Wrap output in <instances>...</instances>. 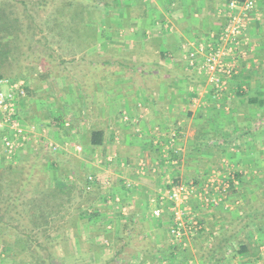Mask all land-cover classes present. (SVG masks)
<instances>
[{"label":"crops","instance_id":"1","mask_svg":"<svg viewBox=\"0 0 264 264\" xmlns=\"http://www.w3.org/2000/svg\"><path fill=\"white\" fill-rule=\"evenodd\" d=\"M228 1L122 0L114 11V33L119 27L121 33L132 30L129 44L152 49L153 57L137 58L134 64L124 56L84 57L87 70L78 73L83 84L74 85V91L82 92L66 95L64 87L54 86L37 92L46 114H71L73 137L98 125L103 131L101 146L87 142L90 154L77 155V162L96 178L91 183L95 192L84 203L92 211L84 214L85 220L67 217L53 258L73 260L70 264H264V225L251 229L244 248L218 250L228 241L227 226L236 220L222 213L234 214L242 206L253 214L264 206V120H252V109L247 112L242 98L264 95V0L256 1L243 31L247 59H240L219 99L212 98L205 78L186 67L183 58L187 43L206 41L221 30ZM27 97L19 100L20 120L43 156L44 148L50 149L49 135L60 126L48 116L40 118L43 110L29 106ZM74 110L83 113L82 122L77 123ZM4 131L0 128V136ZM172 133L176 138L169 144ZM57 160L51 159V166ZM213 174L236 179L224 197L211 189L204 199H190L203 229L183 246L170 235L169 182L194 179L200 184ZM88 183L81 184L83 190L88 191ZM160 205L164 210L156 217L152 211ZM211 246L223 256L218 262L210 257Z\"/></svg>","mask_w":264,"mask_h":264},{"label":"rangeland","instance_id":"2","mask_svg":"<svg viewBox=\"0 0 264 264\" xmlns=\"http://www.w3.org/2000/svg\"><path fill=\"white\" fill-rule=\"evenodd\" d=\"M106 1L109 3L107 6L103 5L104 2L98 0L83 4L76 1L73 3L74 6L62 9L59 6L60 1L54 6L51 4L39 7L36 0H27L25 4L21 0H0V6L19 21L17 30L12 29V34H5L0 39V42L5 44L10 51L0 66L1 78L20 79L24 82L25 87L27 86L29 89L26 93L29 106H32L30 103H33L38 109L43 110L40 113V118L46 117L48 119V116L53 119L52 122L57 121L58 117L63 120L66 118L63 127L57 129L54 126L56 129H53V136H51L52 134L49 135L51 139L49 142L50 149L44 148L45 154L43 156L32 147L33 144L31 143H35V139L34 141L31 140L33 137L29 135L18 145L11 157L0 155V176L5 177L6 183L3 188L5 191L12 185L9 183L10 179L15 182V176L18 177L27 173L29 167L34 163L35 167L30 180L32 184L27 186L24 191L26 203L32 201L27 197L33 196L32 190L36 189V191H44L49 196L46 201L53 206L51 215L47 217L48 225L46 227L41 226L39 230L37 229L32 233L34 243L29 246L30 249L22 250L20 246L12 245L8 251H1L0 246V264H46L47 262L41 261L42 256L45 254L44 250L37 249L31 254L30 251L33 247L42 243L46 244L45 241L51 240L53 242L51 244L52 250L55 239L57 236L60 237L61 232L64 231L62 228L69 224L66 222L67 217H69V220L75 219L78 221L82 220L84 214L87 215L92 211L90 210L91 206H86L84 203L95 192L93 189L94 184L93 186L90 185L88 191L82 190L84 186H81L91 174L88 173L89 170L86 171L82 167L81 163L77 162L79 159L77 155L81 154L82 156L86 152L90 154L85 146L88 142L86 133L88 129L85 128L86 132L82 130L77 137H73V129L69 128L70 121H72L69 117L70 113L62 111L53 113L51 111L46 114L47 108L41 106L42 102L38 100L41 98V94L37 92L51 86H54L55 89L64 87L66 95L82 92L81 90L74 91V85L83 84V77L78 73L83 75V72L87 70L84 67V57L85 59L89 56L98 59L100 55L106 54L113 55L112 58L115 59L116 56H124L129 58L128 63L132 64L137 62V58L153 57L152 49L141 50V48H133L129 44L132 37L129 31L132 32V30L123 29L121 33L119 27L118 32L114 33L113 29L118 26L116 24L118 23L116 21L118 17L114 16V11L120 9L123 2L122 0ZM254 1L255 3L258 2V0ZM125 9H129V7H125ZM127 26L129 28V25ZM150 32H145V35H148L147 33L151 34ZM159 53L157 52L156 55L158 56ZM242 53H244V49L241 44L240 51L235 56V71H237V66L239 67L240 59H247L246 54ZM197 78L199 80V77ZM3 88L6 90L7 85L4 84ZM79 88L81 87L79 86ZM208 88L209 90L212 88L209 83L207 84ZM219 93L212 98L219 99L222 96ZM219 104L220 102L216 103L218 106ZM71 108L73 109V106ZM31 109L34 116L38 118L35 115L37 114L36 110ZM76 111L74 110L71 113L75 115L77 123H80L83 121V113ZM251 113L253 115L257 114L254 108ZM77 123L76 125H79ZM44 124L41 120V125ZM54 124L58 125V122ZM80 126L82 125L80 124ZM95 127L97 128L99 125ZM113 129L116 130V127ZM73 148L74 151L81 148V152L75 153ZM110 148L111 151L114 150L112 145H110ZM0 152H2L1 136ZM70 153L72 155L75 153L74 158L70 156ZM58 155L59 157H57ZM54 157L58 160L55 165L51 166L49 161ZM95 180L96 178L94 182ZM44 201L45 199L43 203ZM27 213H24L21 231H27L26 227H30L29 219L31 216H28ZM222 214L225 217L226 213ZM16 223H19V220L18 222L15 221ZM196 241L195 251L197 250L196 254L199 255V237ZM51 250H48V252ZM51 261V264L73 263V260L67 261V258L62 257L51 258Z\"/></svg>","mask_w":264,"mask_h":264},{"label":"built area","instance_id":"3","mask_svg":"<svg viewBox=\"0 0 264 264\" xmlns=\"http://www.w3.org/2000/svg\"><path fill=\"white\" fill-rule=\"evenodd\" d=\"M254 7V0H229L227 20L221 30L211 33L206 41L196 39L187 43L188 48L183 57L186 67L206 79L212 87L213 96L226 88L227 79L235 73V56L240 51L247 18ZM4 84L7 85L6 90L3 88ZM24 96L26 89L23 81L0 78V128L5 130L1 135L0 155L3 157H11L18 145L27 138L26 128L22 125L19 115V100ZM172 134L169 144L176 138V134ZM172 162L176 163V160ZM94 179L92 175L88 176L87 189ZM235 179L231 175L218 178L213 174L200 184L194 179L187 182L170 181L167 190L169 203L166 208L172 219L169 228L171 237L185 246L189 238L203 229L201 220L189 202L190 199H204L203 196L210 194L211 189L224 197L230 188V180L234 182ZM163 210L160 205L152 214L160 216Z\"/></svg>","mask_w":264,"mask_h":264},{"label":"trees","instance_id":"4","mask_svg":"<svg viewBox=\"0 0 264 264\" xmlns=\"http://www.w3.org/2000/svg\"><path fill=\"white\" fill-rule=\"evenodd\" d=\"M37 5L39 7L57 4L60 1L59 6L60 8H66L70 6H74L73 3L76 1H79L80 4H83L85 2H92V0H36ZM95 1V0H93ZM99 2H104L103 5L107 6L109 3L108 1L104 0H98ZM242 1V0H241ZM25 4L27 0H21ZM63 2V4H61ZM65 10V9H64ZM19 26V21L16 19V17H13L10 15V13H7V11L0 6V39L3 38L5 34H12V29L17 30ZM9 49L7 46L0 42V66L2 65L3 59L7 57L9 54ZM27 55V54H26ZM2 77V74H0V78ZM19 78V77H18ZM26 93H28V87H25ZM245 106L248 107L247 112L249 109H255L256 115H252L250 117L254 121H261L264 120V95L259 98L257 95L253 96H245L243 97ZM249 116V115H248ZM247 116V117H248ZM249 118V117H248ZM58 121V125L60 127H63L64 120L61 117H58L56 119ZM250 131V129H247ZM87 138L88 143L94 146H101L102 145V136L103 131L99 128L89 129L87 131ZM246 133V132H243ZM41 154V153H40ZM35 164L32 163V165L29 167L28 172L23 174L22 176H15V182L13 179L9 180V183H11V187L5 191V177L0 176V246L1 251H8V249L12 245H18L21 247L22 250H25L26 248H29L31 244L34 243V239L32 236V233L36 231L37 229L41 228V226H47L48 220L47 217L51 215L52 213V207L50 205V202L46 201V199L49 197L44 191H36L32 190V195L27 197L28 199L32 200L26 203V197L24 194V191L26 190L27 186H31L32 182L30 181L32 178V171L34 170ZM5 168V167H4ZM6 169V168H5ZM236 178V177H235ZM231 184L233 183L232 180ZM33 186V185H32ZM37 186V185H35ZM34 188V186H33ZM83 190V188H82ZM38 195V197H37ZM45 199L44 203L43 200ZM249 208H244L242 206L239 207V210L236 211L234 214H231L230 212H225V218L229 219L230 217H234L236 220H234L230 226H227L226 229V235L228 238V241L225 242L224 245H219L218 250L222 253L229 247H236L241 246V249L244 248V238L247 237V234L251 232L252 228H261L262 225H264V206L262 208L253 210V214H248V211L251 212ZM27 213L28 216H31L29 219L30 227H26L27 231L20 230L22 225L23 217L25 216L24 213ZM230 213V214H228ZM90 214V213H89ZM86 216V215H85ZM19 223L15 224V221ZM82 220H85L84 217ZM202 232V230L200 231ZM225 237V235L221 234ZM46 244H38L33 247L31 254L34 253L37 249H43L44 255L41 258V261L47 262L46 264H51V258L54 257L53 251L51 250V244L53 243L51 240L45 241ZM213 249V255H211V259L214 260V262H218L221 257L218 256V250L216 247H212ZM30 249V248H29ZM48 250H51L48 252ZM14 254V253H13Z\"/></svg>","mask_w":264,"mask_h":264}]
</instances>
